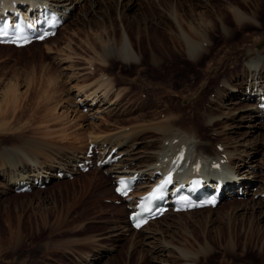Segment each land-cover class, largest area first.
<instances>
[{
	"label": "rangeland",
	"instance_id": "1",
	"mask_svg": "<svg viewBox=\"0 0 264 264\" xmlns=\"http://www.w3.org/2000/svg\"><path fill=\"white\" fill-rule=\"evenodd\" d=\"M164 1L96 0L95 5L91 7L90 0H83L78 9L71 14L72 16L70 15L65 19L63 26L65 28L58 27L56 34L47 39L46 43H51L53 40L59 46L69 34L73 41H70V46L67 47L70 50L68 51L64 45V47L60 45L61 53L59 51V55L64 56L68 54L66 52L68 51L71 54V59L68 61L75 65H83L82 60L84 59L81 56L92 53L87 51L88 49L82 40L80 42L82 37L87 36L89 40L92 39L91 41L95 40L98 43L97 38L94 39L92 36H94V32L96 34L103 33L100 28L103 26L106 29V33L102 34L103 37L109 41L117 40L118 42L121 28L126 29L127 27L134 47L141 52L138 59L142 57L144 60H142V64L126 65L119 58L110 59L107 72L112 74L117 82L119 81L116 86L125 85L128 88L115 102L113 106L115 111L112 109L110 114L105 115L110 123L107 125V123L104 124L100 121L101 129L96 130L99 135H107L109 131L106 130V126L111 130L110 127L115 124L123 125L133 121H143L142 123L146 124L152 117L155 118L154 116L165 119L168 112L174 110L180 116L176 118V124L188 131L195 132L202 141L200 144L203 146L199 144V150L211 152L216 146L217 139L225 142L227 146H231L227 142L232 143L233 139L244 136L246 134L245 129L249 128L247 125V128H235L238 127L239 123L248 124L249 117L245 111L238 112L237 108L230 110L238 113L237 116H239L237 120L232 122L226 118L213 117L212 124L208 126L204 121L208 113L217 115L227 111L218 100H213L218 93L217 86L219 88L225 87L222 79L228 78L229 75L231 77L238 74L239 78L247 77V73L243 69L244 66H242L246 50L252 49L249 52L251 55L264 51V0H174V5L177 4L176 10L181 12L182 16L184 15L185 20L191 14L190 6L192 5L194 6L193 12L206 13L205 16L208 15L213 22L212 29L209 28L206 31L207 37L211 40L208 44L209 48L205 51L206 53L201 54L202 59L200 58L195 62L187 57L180 47L182 45L175 41V36L182 40L180 29L176 22L164 15L167 7ZM190 1L193 4H190ZM234 5L243 11L248 18H251L253 23L247 24L249 21L247 18L244 21V26L240 29L237 28L228 8ZM212 9L223 11L220 16L226 25L222 27V30L219 28V17L212 12ZM84 13H88L87 18L82 16ZM117 13L121 15V19L117 18ZM108 15H110L109 19ZM182 22L180 23L183 27L185 21ZM139 30L141 31L140 34L138 33ZM148 42L152 43L156 54L161 56L162 64L149 61L150 47L147 45ZM173 43L175 44L173 45ZM204 44L207 45L206 40ZM74 52L75 54L78 53L77 56L74 54L76 57L72 55ZM260 56L263 55L260 54ZM79 57L81 58L79 59ZM183 63L184 68L186 65L188 66L186 70H190L189 72L186 70L183 72ZM207 64L208 66H206ZM127 67L132 69L130 73L126 69ZM60 68L56 55L52 52H46L42 42L30 43L20 49L11 45L0 46V105H2L0 112L3 113H0L1 163L5 158H8L4 157L6 153H11L18 146L21 147L24 142L37 143L38 145H47L52 142L54 143L52 145L55 146L53 151L58 150L61 144L64 147L74 141L75 144H81L73 136L77 134L75 130L78 129L86 132L87 124L76 125L72 129L68 128L71 129V132L66 130L70 132L67 135L69 138L66 136L64 139L58 132L64 126L63 121L67 124V118H70L71 102L73 101L72 96H70L72 92L67 89V84L70 82L68 78L69 82L66 80L68 71ZM145 70L146 72H144ZM192 70L194 73L191 72ZM240 72L243 73L242 76H240ZM108 73L105 74V77L109 76ZM179 78L183 79L180 80ZM203 78L205 81L202 85ZM138 81L140 86H138ZM244 81L246 80L243 78L242 89L244 88ZM146 82L149 87L151 86L150 90L146 86ZM159 82L161 85H158ZM14 91L20 95L17 102L14 99ZM157 92L160 96H157ZM13 94L14 96H12ZM42 94L49 95L48 105L44 104ZM164 94H168V97ZM68 97L69 100H67ZM240 97H242L241 93L237 92L233 98L242 101ZM63 99L65 102H62V106L59 107L58 102ZM40 100H43V105L39 104ZM225 101L227 100L225 99ZM211 102L214 103L213 108L208 107L207 103ZM2 103H6L8 106L6 107ZM66 103L71 104L66 105ZM194 103L195 105H193ZM3 106L6 107L5 113L2 110ZM166 107H169V110ZM48 108L49 110H47ZM77 112L78 114L75 113L72 119H82V115L87 113L86 107L77 109ZM165 113L166 115H164ZM56 115L59 117L57 118ZM59 120L62 122L60 123ZM263 120L264 118L261 117L259 121L264 122ZM233 125H235L231 128L233 132H230L231 129L228 130V127ZM128 127L126 125L125 129ZM212 128L219 130L220 133L216 130H214L215 132L212 131ZM45 131L50 134L53 132V134L45 135ZM86 134L88 133L86 132ZM157 135L155 131L147 130L141 138L148 140L147 138H156ZM144 139L139 142L143 143L142 147L145 145ZM248 139H257L258 143L263 144L264 127L248 135ZM86 140L90 139L85 137V142ZM231 148L229 147V149ZM241 148L248 153L247 147ZM260 152L255 156L261 158L260 163L264 167V147ZM47 154L44 153V157L40 156L42 161ZM30 158L35 159L36 157L31 155ZM111 180L112 176L106 172L104 167L92 166L88 170L74 172L73 176L63 175L62 177L51 178L42 187L33 186L26 190L14 191L8 185L3 187L0 176V264H82L81 260L84 259V254H94L95 256V249L101 253L104 252L105 248L107 251L101 257L98 255L99 258L94 260L93 264H153L151 258L153 252L149 251V247L143 244L141 232L124 227L125 223L128 222L126 216L128 208L125 202L118 203L115 201L117 198L109 200L110 197H117L112 190L113 182ZM258 185L260 183L255 184L248 195L223 197L219 205H216L217 208L214 207L215 209L212 211L207 208H197L190 214H177L169 210L165 218L156 220L149 226L164 228L166 230L164 236L166 235L171 243L188 247L192 251H196V249L200 251L203 247L202 244H204L203 237L207 236L213 248L211 251L203 252L204 256L198 255L199 264H264V220L259 218L258 213L253 214L250 210L243 211L242 209V206L250 202L251 199L258 200L261 198L258 194ZM253 193L255 194L253 195ZM262 204L264 207V201ZM204 219L209 222L206 221L207 224H205ZM167 223L172 226L165 227ZM226 223L230 224L227 225ZM219 226L221 228L220 233L217 231ZM205 231L206 233L203 235ZM229 236L233 237L235 244L231 247L232 250L228 247L231 243ZM174 254L173 256L170 255L171 260L177 264L181 263L182 258L178 257V254ZM168 257L166 256L165 259ZM183 261L185 260L183 259Z\"/></svg>",
	"mask_w": 264,
	"mask_h": 264
},
{
	"label": "bare ground",
	"instance_id": "2",
	"mask_svg": "<svg viewBox=\"0 0 264 264\" xmlns=\"http://www.w3.org/2000/svg\"><path fill=\"white\" fill-rule=\"evenodd\" d=\"M1 1H2V4H0V12L7 13V11H6L7 8H14L15 4H16L17 6H20V9L22 10V12L24 14H27V13L30 14L31 13V11H29V9L27 7V4H23L24 0H1ZM82 1L83 0H44V2H47L48 4H50L53 8H56L57 10H59V13L62 14V16L65 18L70 17V15L78 9V6L80 5V3ZM14 2H15V4H14ZM164 2L167 6L165 8L164 15L167 16L168 18H170L171 20H173L174 22H176V24L178 25V27L180 29V36H181L182 40H180L178 38V36H177V38L175 36L174 37L175 41L177 43H180L179 45H182L180 47H182V49L184 50V52L186 53L187 57L190 60H193L194 62L198 61V59L201 58V54L208 50L207 49V48H209L208 44H209V42H211V40L206 35V31L209 28L213 27L212 26L213 22H212L211 18L208 15L205 16L206 13L202 14V13L193 12L194 6L191 5L190 6L191 14H189V12H188L189 16L185 20L183 17L184 15L182 16V13L176 10L177 4L174 5V0H165ZM95 3H96V0H90L91 7L94 6ZM189 3L193 4L191 1ZM228 8H229L230 15H231L233 21L237 25V28L240 29L241 27H243L244 21H246L248 18L246 16V14L243 11H241L238 7H236L235 5L231 8L230 7H228ZM178 10H180V9H178ZM212 10H213L212 12L214 14H217V16L219 17V20H218L219 28L222 30V27L226 25V23L223 21L222 17L220 16V14L223 11L221 12V11H219V10L217 11L215 9H212ZM88 13H84V14H82V16L84 15L85 18H87L86 15H88ZM161 15H163V14H161ZM107 17L109 19L110 15H108ZM117 18L121 19V15L118 13H117ZM250 19L251 18H248L249 21L247 22V24L253 23V21H251ZM182 21H185V25L183 24L184 28L181 26V23H180ZM247 24H246V27H247ZM63 26H64V23L60 27L62 28ZM124 26L126 27V25H124ZM67 27H68V25H67ZM63 28H65V27H63ZM100 28L102 29V32L105 34L106 33L105 27L101 26ZM122 28H121V33H120V39L118 42H117V40L109 41L103 37V35H102L103 33L96 34L95 32L93 34L94 36H92V37H94V39L97 38L98 43L95 40H94L95 42L91 41L92 39L89 40L87 36H85L84 38L82 37L81 39L79 38L80 42L82 40L85 43V46L88 49L87 51H90L92 53V54H89V52H88L89 55L81 56L84 59V60H82L83 65H77V64L75 65L73 62L68 61L71 59L70 58L71 54L68 52L70 49H68L67 47L70 46V41L73 42L71 40V38L69 37V34L62 40V43L59 44V46L56 45L53 40L51 41V43H46V40L49 38H52V36H48L47 38H44V39L39 40V41L33 40L27 44H24V45L18 46V47H14L11 45L14 48L20 49V48L27 46L30 43L42 42V43H44V47H45L46 52H52L56 55V59H57L58 64L60 65V67L66 69L65 71H68L66 80L68 78V80L70 82L67 80L69 82L67 84L68 85L67 89H68V91L72 92V94L70 93L71 95L70 94L69 95L72 96V98H73V101L71 102L72 108H70V110H71L70 118H67V124L65 123V121H63L64 126L62 128H60V131L58 130V132L60 133L61 137L64 138L68 134H70L71 129L73 127H76V125L82 126V125L87 124L88 127L85 131L88 134H86V132H84V130H83V132H82V130L80 131L79 129L77 131L75 130V133H77V134H74L73 137L78 142H81V144H79V143H78L79 145L75 144L74 143L75 141L73 143L72 142L69 143V145H66L65 147L61 144V146H59L58 150H56V151L52 150L53 148H55V146L52 145V144H54L52 142H50L51 144H47V145H38L37 143L24 142L21 145V147H19V146L17 147L18 150L17 149L13 150L14 153H13V151L11 153L10 152L6 153L4 155V157H8V158L7 159L5 158L2 163L0 162V176L2 178V184L4 185L3 187H7L6 185H8L9 187L12 188L13 184L16 181H18L19 179H23L24 181H27L28 186L32 185V187H33L34 186L33 182H32L33 176H37V177L41 176L42 180H45L46 178H48V181H49L51 178H57V175H56L57 171H61L62 176L66 175V174L73 173L75 171H78L79 167L77 166V164L79 161L83 160V158L85 157V151L87 149V145L89 144L90 141H92V142H94L95 148H97V152L100 156L99 159H103L108 152L112 151L110 156L107 157V158H109V161L106 164H104L102 167H104V169L108 172V174L112 175L113 178L116 179L120 174L128 173V172H135L139 176V178H138L139 181L136 184L135 189H134V191H136V194L133 191V196L136 197V195H139L141 192L146 190L148 187H150V185H152V183H154L158 179L157 176H160V174L158 175L156 173L158 168H160L162 171H165L167 169L168 164L164 161V157L167 155L174 154L176 152V150L179 148L181 142H184L187 145L188 154L190 156L198 157L203 163H205L206 161H210L211 158L219 159L222 152L226 153L227 161L224 163V166H223L224 172L213 171L210 168H206V166L204 165V168H206V170H207V172L204 176L205 180H209V183H211V184L220 182L222 184V187L224 188L223 194H222L223 197H229V196L234 197L237 194L248 195L251 193L253 186L255 184L257 185L260 183V185H258V187H259L258 194L260 195L261 198L258 200L255 198L251 199L250 202H247L246 204H244L242 206V209H243V211L250 210L251 213H253V214L258 213L259 218L264 220V207L262 204L264 201V186H262V185H264V169H263L264 167L262 166L263 164L260 163L261 158H259L258 156H255V155H258V153L263 149L264 143L263 144L258 143L257 139L256 140H251V139L247 140L248 135L255 133L257 129L264 127V122L259 121L260 117H262L263 114L260 111H258V109L256 108V104H255L254 100H251V99L249 100L248 98H246V100L242 99V101H239L238 99L233 98L234 95L237 94V92H239L241 94H246L248 92L247 95L249 94V96H248L249 98L251 97L250 93L258 92L259 93L258 97L264 95V55L260 56V54L258 55V53L255 55H251L249 52H251L252 49L246 50L247 52L245 53V57H243L242 66H244L243 69H244V72L247 73V77L246 78L243 77L241 75V74H243L242 72H240V76H242L240 78H239L238 74L232 75L231 77L233 79L229 75L228 78L222 79L224 81L223 84L225 85V87L219 88L217 86L218 93H217V96H215V98L213 100L214 101L218 100L220 105L223 106L227 111H223L222 113L220 112L221 114L218 113L217 115H212V114L208 113L206 116V119L204 121L206 124H208V126H209V124H212L211 120L213 117H216V118L221 117L223 119L226 118L232 122L233 120H237L239 118V116H237L238 113L236 114L234 112H231L230 110H232L233 108H237L238 112L245 111L249 117L248 124H242V123L238 124L237 123L238 127H235V128L246 127V125L249 128L246 127L247 129H245V131H244L246 134L244 136L239 137V139H233L234 141H232V143L227 142V144L230 143L231 146L230 145L227 146L225 142L217 139L216 145L222 144L223 145L222 149H218L217 146H215V148L212 149L211 152L199 150L198 146L202 141L195 134V132L188 131L186 128H183L180 125L176 124L175 120H176V118H178L180 116L174 110H171L170 112H168L165 119L164 118H157L156 116H154L155 118L152 117V119L146 124H143L142 123L143 121L142 122L133 121L131 123H127V124H123V125L122 124H115L113 122L115 125L110 127V129L112 131L109 130V127L106 126L105 127L106 130L109 132H107L106 136H104V135L101 136L96 131V130L101 129L100 121L104 124L107 123V125H108V123H110L108 121V119L105 117V115H107L108 113L109 114L111 113V110L113 109L115 102H117L120 99L124 90L126 88H128V86H125V85H122L121 87L116 86L119 84L118 83L119 81L117 82L115 80V78L112 76V74L107 72L108 66L110 65L109 64L110 59L113 57L116 59L119 58L122 61V63L125 62L126 65H128V64L133 65V64H139V63L142 64V60H144V58H142V57H140L138 59V56L141 55V52H139L136 49V47H134L132 37L130 36V33H128L127 27H126V29L124 27H122ZM70 31H72V30L70 29ZM170 31H171V29H170ZM140 32L141 31L139 30L138 33L140 34ZM223 32L226 34V31L224 29H223ZM175 33H174V35H175ZM55 34L56 33H54L53 36ZM73 34H74V32H73ZM149 37H151V36H149ZM171 38H172V36H171ZM162 39L164 41L163 37H162ZM205 40L207 41V45L204 44ZM163 41H162V43H163ZM165 42H167V41H165ZM174 44L175 43H173V45ZM1 45H2V47L9 46V44L0 43V46ZM60 45L61 46L64 45L67 48L68 51H66V52L68 54H65L66 53L65 52L64 56L59 55V51L61 50ZM147 45H148V47H150V54H149L150 59H149V61L153 62V63L158 62V64H162L163 62H162L161 56L159 57L156 54L155 50L153 49L152 43L148 42ZM71 51H73V50H71ZM75 52L72 55H74ZM60 53H61V51H60ZM76 54H78V53H76ZM75 55H74V57L77 56V55L76 56ZM81 57H79V59ZM95 63H97V64H95ZM184 63L182 65L183 72L188 67L186 65V68H184ZM206 63H209V62H206ZM101 66H104V68H101ZM206 66H208V64ZM124 69H125V67H124ZM126 69L129 71V73L132 71V69L130 67L129 68L127 67ZM138 69H139V66H138ZM186 71L189 72L190 70H186ZM144 72H146V70ZM191 72H193V70ZM106 73H108L109 76L107 75V77H105ZM152 73H153V71H152ZM170 74L172 75V72ZM197 74H198V72H197ZM207 74H208V72H207ZM194 75H196V74H194ZM161 76H163V75H161ZM227 76H228V73H227ZM258 77H260V79H258ZM163 78H165V77H163ZM243 78L246 80V84H248V89H249L250 85L252 86L249 91H246V87H244L243 92H241V90L239 88V86L243 83ZM248 78H249V80L252 81V84H251V82L248 83ZM137 79H138V77L136 78V80ZM181 79H183V78H181ZM131 80H132V78H131ZM156 80H157V78H156ZM139 81H138V83H139ZM162 81H163V79H162ZM204 81L205 80L203 78V81L201 82L202 85H203ZM133 82H134V80H133ZM147 82H149V81H147ZM147 82H146V84H147ZM165 82H166V80H165ZM163 84H162V86H164ZM158 85H161L160 82ZM138 86H140V83ZM146 86L149 87L148 84ZM150 88H151V86L149 87V90H150ZM15 91H16V89H15ZM163 92H167V91H163ZM46 93L48 94V91ZM14 94H15V96H14ZM14 94L12 96L15 97L14 99L17 102L20 95L16 94V92ZM47 94H42L43 99H44V104H46V105H48V103H49V95H47ZM156 94H157V96H160L158 92ZM174 94H176V92H174ZM164 95H167V97H168V94H164ZM66 98H67V96H66ZM229 98H231V100H228ZM38 99H40V98H38ZM225 99L227 101H225ZM67 100H69V97ZM62 102H65V99L61 100V102L60 101L58 102L59 107L62 106L61 105ZM66 102H68V101H66ZM56 103H57V101H56ZM71 103H66V105L71 104ZM2 104H4L6 106V103H2ZM39 104L43 105V100H40ZM54 104H55V102H54ZM207 104H208V107L213 108V106H214V103H212V102L207 103ZM193 105H195V103ZM0 106H2V105H0ZM6 107H4L2 110L6 109ZM78 107L79 108H82V107L85 108L86 107L87 113L84 112L85 114H84V116L82 115V119H76V118L72 119L74 117L75 113L78 114V112H77V109H79ZM196 107H194V108L197 109ZM50 108H52V107H50ZM168 108L166 107V109H168ZM65 109L67 110V108H65ZM47 110H49V108ZM168 110H166V111H168ZM0 113L3 114L2 112H0ZM4 113H5V110H4ZM126 115H128V114H126ZM164 115H166V113ZM56 116H57V118L59 117L58 115H56ZM78 118H79V116H78ZM223 119H221V120H223ZM240 119H241V116H240ZM61 122L62 121H60V123ZM126 125L129 126L128 129H125ZM234 126L235 125L228 127V130ZM68 128H71V129H68ZM83 128H85V127H83ZM213 128H212V131L216 130ZM66 130H70V132H67ZM147 130L148 131H150V130L155 131V133L158 134L157 137L156 138H147L148 140H145L144 139L145 137L143 135L144 138H141L142 134H144V132H146ZM95 131H96V134H94ZM216 131L218 133H220L219 130H216ZM234 131H236V130H234ZM49 132H50V130H49ZM49 132L45 131L44 133H45V135L53 134V132L51 134ZM230 132H233L232 129ZM225 133H226V131H225ZM257 134H258V132H257ZM150 136H152V135H150ZM256 136H258V135H256ZM67 137L69 138V136H67ZM85 137L87 139L89 138L90 140H86V142H85ZM176 138H177V140L174 141L173 139H176ZM142 139L145 140L144 147H142L143 143H139ZM154 144H156L157 146L155 147ZM201 146H203V145H201ZM229 147L230 148L232 147V148L229 149ZM241 147H247L246 150L248 151V153H246V151L244 149H242ZM200 148L203 149L204 147H200ZM60 149H62V150H60ZM5 151H7V150H5ZM5 151H3V152H5ZM44 153H48V154L46 155V157L42 161L40 156L44 157ZM31 155L35 156L36 158L31 159L30 158ZM4 157H2V158H4ZM5 160H7V161H5ZM7 166H8V169H6ZM184 174H187V171H185ZM188 175H189V173H188ZM185 181H186V179L183 180V182H185ZM254 194L255 193H253V195ZM251 198H253V197H251ZM219 202L216 203V205H219ZM216 205L214 206L215 208H217ZM214 207L206 206V207H199L198 209L207 208L209 211H212L213 209H215ZM195 209H197V208H195ZM195 209L183 210V211H173L172 210V213H177V214L188 213V214H190ZM166 215L167 214L165 213L158 218L150 220L147 224L140 227L139 229L132 228L128 222L125 223L126 225L124 227L126 229L132 228L135 231L141 232L142 240H144L143 244L147 245L149 247L148 250L153 252V256L151 257L153 264H177L175 261L171 260V256H173L174 253H175L174 255L178 254L177 256L182 258L181 263H178V264H199L200 260H198V255L199 254L203 255V252L211 251L213 248L210 241L207 239L208 237L207 236L203 237L204 244H202L203 247H202V249H200V251L202 253L200 251H198L197 249H196V251H192L188 247H184V246L182 247V246L176 245L175 243H174L175 244L174 245L173 243L170 242V240L167 239L166 235L164 236V232L166 231L164 228L161 229L160 227H157V226H154V228H153V227L149 226V225L155 223L156 220L158 221V220L163 219V217L165 218ZM206 221L207 220L204 219L205 224H207ZM207 222H209V221H207ZM227 222H228V219H227ZM229 224H227V225H229ZM170 225H171L170 223H167V224H165V227H169ZM220 230H221L220 226L217 227V231L219 233H220ZM206 231L203 233V235H205ZM228 234H230V233H228ZM232 238H231V236H229V240L231 243H229L228 247H230V248L233 245H235L233 243ZM97 250H96L95 256H94V254L93 255L84 254V259L81 260L82 264H93L95 262L94 260L101 257L105 253V251H107L106 248H105L104 252H101V253H98L99 251H97ZM230 250H232V248ZM98 255H99V257H97ZM163 256H165V257L169 256V257L165 259V257H163ZM183 259L185 261H183Z\"/></svg>",
	"mask_w": 264,
	"mask_h": 264
},
{
	"label": "snow or ice",
	"instance_id": "3",
	"mask_svg": "<svg viewBox=\"0 0 264 264\" xmlns=\"http://www.w3.org/2000/svg\"><path fill=\"white\" fill-rule=\"evenodd\" d=\"M121 183H123V182H121ZM117 191H123V189L118 188ZM136 226L139 227L140 225L137 224Z\"/></svg>",
	"mask_w": 264,
	"mask_h": 264
}]
</instances>
